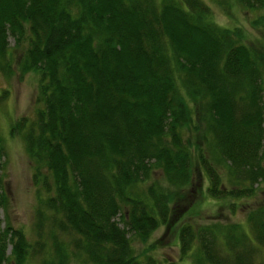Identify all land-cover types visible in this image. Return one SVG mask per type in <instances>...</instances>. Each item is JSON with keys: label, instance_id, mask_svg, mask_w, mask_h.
Instances as JSON below:
<instances>
[{"label": "trees", "instance_id": "obj_1", "mask_svg": "<svg viewBox=\"0 0 264 264\" xmlns=\"http://www.w3.org/2000/svg\"><path fill=\"white\" fill-rule=\"evenodd\" d=\"M206 5L0 0V71L18 51L14 68L37 75L33 118L8 129L33 168V231L26 238L5 219L0 144V264H264V203H254L264 186V61ZM193 159L206 180L199 198L254 204L245 229L184 221L175 260L135 254L131 242L167 225Z\"/></svg>", "mask_w": 264, "mask_h": 264}, {"label": "rangeland", "instance_id": "obj_2", "mask_svg": "<svg viewBox=\"0 0 264 264\" xmlns=\"http://www.w3.org/2000/svg\"><path fill=\"white\" fill-rule=\"evenodd\" d=\"M205 2L210 11V20L222 28H235L239 32V38L246 46L250 47L258 54H261L264 61V8L258 10H245L234 1H226V4H219L213 0H201ZM9 47L13 42L8 38ZM19 56L18 51L12 54L8 74L0 71V144L2 146V162L4 196L7 198V213L5 219L15 229L24 231L26 238L32 236L33 211L35 206L36 186L32 183L31 172L33 170L28 156L25 154L24 147L19 140V136L11 134L8 129L16 118H33L34 109L37 106L34 98L36 97L35 88L37 86L36 74L34 72H24L20 75L15 67V59ZM264 87V86H263ZM199 140L195 143L198 144ZM217 165L219 177L222 178V184L227 186V179L224 165ZM192 182L183 188L182 194L177 201L170 207L171 215L168 218L167 225L162 228L159 226L148 237L143 245L137 241L131 242L135 254L138 252L153 255L157 259L175 260L179 256L177 252V242L175 241V229L184 221L194 225L205 224H240L244 228V214L254 204L249 202H239L231 210L227 206L226 200H212V198L198 197L202 193L205 178L201 175V169L193 159L191 162ZM160 173L155 172L151 175L153 180L162 182ZM199 187V188H198ZM201 189V190H200ZM255 202L264 203V186L255 194ZM245 203V204H244ZM123 209L121 208V211ZM0 210V219H2ZM121 227V225H120ZM245 229V228H244ZM246 231V230H245ZM146 247V248H144ZM145 249V250H144ZM9 252L8 248L6 249ZM258 260L264 263V251L260 252ZM182 264H192L189 257L182 258ZM33 258L27 259L23 264H35ZM71 264H77L72 262Z\"/></svg>", "mask_w": 264, "mask_h": 264}]
</instances>
